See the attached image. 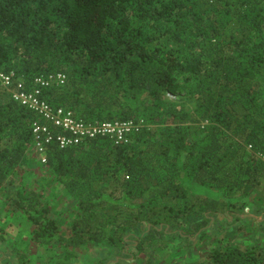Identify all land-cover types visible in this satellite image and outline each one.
<instances>
[{
  "label": "trees",
  "instance_id": "16d2710c",
  "mask_svg": "<svg viewBox=\"0 0 264 264\" xmlns=\"http://www.w3.org/2000/svg\"><path fill=\"white\" fill-rule=\"evenodd\" d=\"M0 71L25 89L62 72L49 104L143 123L40 162V116L0 86V212L34 247L11 264H99L95 246L125 255L102 264H264V240H239L264 234V0H0Z\"/></svg>",
  "mask_w": 264,
  "mask_h": 264
},
{
  "label": "built area",
  "instance_id": "2783aa9c",
  "mask_svg": "<svg viewBox=\"0 0 264 264\" xmlns=\"http://www.w3.org/2000/svg\"><path fill=\"white\" fill-rule=\"evenodd\" d=\"M64 79L62 72L37 76L33 79V86L25 89L20 81L13 82L12 71H0V86L9 90L15 101L40 116V120L31 124V147L40 162L46 161L47 148L52 143L63 148L93 137L108 138L113 144L127 143L130 135L143 126L141 121L133 119L85 120L75 116L71 109L53 106L41 97V88L61 84Z\"/></svg>",
  "mask_w": 264,
  "mask_h": 264
},
{
  "label": "rangeland",
  "instance_id": "374dc122",
  "mask_svg": "<svg viewBox=\"0 0 264 264\" xmlns=\"http://www.w3.org/2000/svg\"><path fill=\"white\" fill-rule=\"evenodd\" d=\"M169 98L173 99L175 98V95L173 94H166ZM34 152V151H33ZM34 158H37V155L34 152ZM35 158V159H36ZM36 172L38 173V167L35 168ZM57 187H59L57 185ZM47 189H50L49 186H47ZM60 188H56L55 190V196L54 198H56L57 201H60V204L58 205L59 210H61V212L65 209V206L62 205L63 202H65L67 200V197H64L63 195L60 194ZM0 206H1V200H0ZM248 207L245 208V210H247ZM250 216H253V213H247ZM2 212H0V228L4 233V237L3 239H0V264H11L10 261L12 260V256L15 254V249L21 248V247H27L28 249H32L34 250L32 244L29 245L26 244L21 237H28V231H27V225L25 224V222L23 220L20 219V217H12V216H7L5 218L2 217ZM257 218V220L262 221L264 219V213H258L257 216H255ZM213 219V218H212ZM218 219V218H217ZM219 221L214 222L212 224V227L215 223H220L221 219H218ZM229 220H231V217H229ZM240 226H243L245 228H249V223H247L246 220H238L237 221ZM212 222L209 223V225ZM0 231V233L2 232ZM253 232V231H252ZM251 232V233H252ZM259 238L261 240H264V234L263 232H257L256 234L252 235V236H242L240 234V238L239 240H245V241H253L254 239ZM5 242L7 244H5ZM5 244V245H4ZM88 252L91 254V256L93 258H95L96 260H100L99 264H102L103 260L105 259L107 260H113L115 258H119L121 257V259H125V255L121 254L120 256H116L115 254L106 251V249L102 248V247H92L88 250ZM177 259L181 260L182 259V255L180 253L177 254ZM11 259V260H10ZM104 262V264H107V262ZM73 262H77V260H73ZM85 262H88L87 264H90L91 261H88L87 257L85 258V260H81L82 264H86Z\"/></svg>",
  "mask_w": 264,
  "mask_h": 264
}]
</instances>
